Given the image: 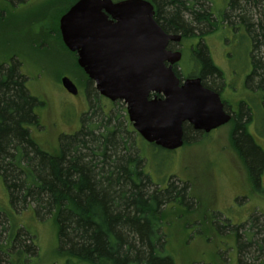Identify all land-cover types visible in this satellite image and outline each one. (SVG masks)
I'll return each mask as SVG.
<instances>
[{
  "label": "rangeland",
  "instance_id": "374dc122",
  "mask_svg": "<svg viewBox=\"0 0 264 264\" xmlns=\"http://www.w3.org/2000/svg\"><path fill=\"white\" fill-rule=\"evenodd\" d=\"M76 1L0 0V65L18 61L28 91L44 101V105L35 109L40 124L31 127V132L38 144L50 152H56L59 136L79 129L81 117L91 112L94 95L100 97L97 102L102 108L112 112L126 111L122 100L111 101L97 92L94 82L78 66L76 53L68 50L61 39L59 19ZM184 1L198 14L212 12L209 20L212 22L215 18L216 21L209 24V28L203 19H195L189 11L181 12L192 34L183 37L177 45L182 50L177 71L187 78L198 69L201 60L197 52L192 51H197L201 40L223 72L219 94L224 108L234 118L207 133L197 135L188 131L185 143L176 150L144 141V170L154 183L164 185L168 179L177 187L184 182L188 186L189 204L177 200L164 208V251L175 264H238L236 227L253 215L260 217L254 230L264 225V167L256 184L232 143L235 117L247 112L250 116L246 127L248 134L264 151L263 90L254 82L258 78L254 77L251 83L246 80L252 67L251 44L239 20L243 17L253 23L256 31L255 25L263 10L252 0H236L237 7L228 10L232 22L227 24L222 19L229 0ZM258 48L256 54L264 58V43ZM63 76L73 81L77 94L62 87ZM88 79L90 93L87 95ZM211 80L207 81L211 86L220 85L219 80ZM99 111L95 109V113H91L93 120L99 119ZM260 160L256 158L254 166ZM7 201L0 182V206L6 207ZM15 208L16 219L35 236L36 251L23 264H66L68 259L77 264H91L77 262L74 257L59 252L57 224L53 217L40 218L30 209ZM227 225L230 228L224 227ZM257 232L261 236L264 229ZM3 238L1 236L0 241ZM25 243L28 244L27 238ZM0 259V264H8L2 256Z\"/></svg>",
  "mask_w": 264,
  "mask_h": 264
},
{
  "label": "trees",
  "instance_id": "16d2710c",
  "mask_svg": "<svg viewBox=\"0 0 264 264\" xmlns=\"http://www.w3.org/2000/svg\"><path fill=\"white\" fill-rule=\"evenodd\" d=\"M252 1L263 10L255 25L257 30L243 17L239 24L246 29L251 44L252 67L246 80L251 83L254 77L258 78L254 82L262 88L264 101V58L256 54L258 45L264 43V0ZM152 3L156 5L157 23L182 38L191 33L189 23L181 15L183 10L206 21L209 28L216 21L209 20L212 12L198 14L184 0ZM227 7L222 21L229 24L232 21L228 10L237 7L236 0H229ZM192 52H197L201 64L190 76L201 77L203 85L211 89L220 88L223 72L213 62L207 46L200 40L197 51ZM177 76L182 74L178 72ZM208 79L219 80L220 85L211 86ZM89 83L88 79L87 95ZM97 101L100 97L94 95L91 112L81 117L79 129L59 136L56 152H50L38 144L31 132V127L40 124L35 109L44 101L28 91L18 61L0 65V182L8 200L6 207L0 206V237H4L0 241V257L8 264H23L36 251L35 236L14 216L17 206L32 210L40 218L53 217L59 252L77 262L175 264L164 251V208L177 200L189 204L188 186L184 182L177 187L168 179L164 185L154 183L144 170V140L132 127L126 111H108ZM95 109L100 110L98 120L91 116ZM235 118L232 143L257 184L264 167V151L248 134V113ZM183 129L184 138L190 130L203 134L189 124H184ZM258 157L261 160L254 166ZM259 218L253 215L236 227L238 264H264V234L257 232L263 231L264 225L254 230ZM66 264L77 263L68 259Z\"/></svg>",
  "mask_w": 264,
  "mask_h": 264
},
{
  "label": "water",
  "instance_id": "95a60500",
  "mask_svg": "<svg viewBox=\"0 0 264 264\" xmlns=\"http://www.w3.org/2000/svg\"><path fill=\"white\" fill-rule=\"evenodd\" d=\"M148 0H77L59 19L65 47L97 92L126 104L129 122L140 137L167 150L184 144V124L210 132L231 120L219 93L199 76H177L182 53L167 48L181 35L165 32ZM62 87L75 95L73 81Z\"/></svg>",
  "mask_w": 264,
  "mask_h": 264
},
{
  "label": "flooded vegetation",
  "instance_id": "af4514ba",
  "mask_svg": "<svg viewBox=\"0 0 264 264\" xmlns=\"http://www.w3.org/2000/svg\"><path fill=\"white\" fill-rule=\"evenodd\" d=\"M154 5V10H155V13H156V5L155 4H153ZM154 17H155V14H154ZM161 27V26H160ZM162 28V27H161ZM163 29V28H162ZM165 32H167V33H172V32H170V31H166L165 29H163ZM181 41H182V37H181V39H180V41L179 42H169V44H168V46H167V48H169V49H171V50H173V51H176V50H179L181 53H182V50L180 49V48H178L177 47V45H179L180 43H181ZM182 58V57H181ZM181 60V59H180ZM179 63V62H178ZM178 63L177 64H175L174 65V70H175V72H176V74L178 75V71H177V65H178ZM180 74V73H179ZM180 77V79H181V81L185 78V77H183V76H179ZM207 87V86H206ZM214 90V89H213ZM215 91H217L218 93H219V88L218 89H215ZM220 95V94H219ZM222 100V99H221ZM227 111V110H226ZM228 112V111H227ZM230 113V112H229ZM233 117V115H232V113H231V118Z\"/></svg>",
  "mask_w": 264,
  "mask_h": 264
}]
</instances>
